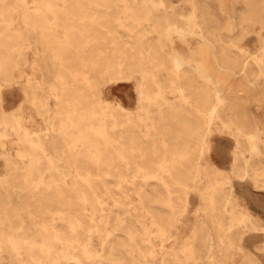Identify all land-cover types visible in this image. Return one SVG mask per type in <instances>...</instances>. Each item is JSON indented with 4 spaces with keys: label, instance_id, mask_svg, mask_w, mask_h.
<instances>
[{
    "label": "rangeland",
    "instance_id": "374dc122",
    "mask_svg": "<svg viewBox=\"0 0 264 264\" xmlns=\"http://www.w3.org/2000/svg\"><path fill=\"white\" fill-rule=\"evenodd\" d=\"M0 7V264H264V0Z\"/></svg>",
    "mask_w": 264,
    "mask_h": 264
},
{
    "label": "bare ground",
    "instance_id": "6f19581e",
    "mask_svg": "<svg viewBox=\"0 0 264 264\" xmlns=\"http://www.w3.org/2000/svg\"><path fill=\"white\" fill-rule=\"evenodd\" d=\"M100 1H102V2H104V3H107L109 0H100ZM1 8V7H0ZM109 14V13H108ZM95 27V26H94ZM90 31V30H89ZM93 31V30H92ZM95 32H96V34L98 33H100V31H99V29H97V30H95ZM48 36V35H47ZM139 37V36H138ZM74 38V37H73ZM72 38V39H73ZM76 38V37H75ZM77 38H78V36H77ZM74 41H76V42H78V39H75ZM84 41V40H83ZM86 42V41H85ZM126 44V43H125ZM138 44H139V41H138ZM81 45V44H80ZM81 47V46H80ZM86 49V48H85ZM95 51H97V50H95ZM95 51H93V52H95ZM85 52H87V51H85ZM93 52L91 53L92 54V56L94 55L93 54ZM140 54H142L143 52H139ZM144 56V55H143ZM117 57V56H116ZM141 57V56H140ZM118 59L119 60H116V58L115 57H113V58H111L110 60H109V62H108V68L110 69V71H114V70H111V69H113V68H115V67H117V66H119V67H121V66H124L123 64L126 62V60L128 59L127 57H126V52H122L121 54H120V56L118 57ZM153 59V58H152ZM151 59V60H152ZM129 60H130V58H129ZM153 62H154V60H152ZM128 62V61H127ZM133 62L131 61V64H132ZM127 64V63H126ZM147 64V63H146ZM175 64H176V66L177 67H181L182 66V63L179 61V60H175ZM12 66V65H11ZM126 67V66H125ZM130 68V65H129V67H128V69ZM125 70H123V71H128V70H126V68H124ZM115 72V71H114ZM234 72V71H233ZM9 76V75H8ZM1 79V78H0ZM2 80V79H1ZM3 81V80H2ZM215 112V111H214ZM75 114V113H74ZM209 119H208V122H209V124H210V122H211V116L210 117H208ZM207 119V118H206ZM207 122V123H208ZM185 124V122L183 123V125ZM82 128V127H81ZM187 129H189V128H185L184 130H187ZM194 130H195V132L199 135V137L200 136H202V134H203V131H202V127H196V128H193ZM181 131V130H180ZM183 132H185V131H183ZM183 134V133H182ZM178 135H180V134H178ZM187 143V142H186ZM185 143V144H186ZM184 144V145H185ZM188 144V143H187ZM177 146V145H176ZM181 147H183V146H181ZM186 147H188V146H186ZM174 148H175V146H174ZM174 148H173V150H174ZM179 148V146L177 147V149ZM184 149H185V147H183ZM183 148H181V149H183ZM176 149V148H175ZM181 149H178V151L180 152V150ZM181 150L183 153H184V151H186V154H188L190 151L189 150H187V149H185V150ZM187 151H189V152H187ZM179 152L178 153H176V154H179ZM182 154V153H181ZM181 154H179V155H181ZM183 155V154H182ZM160 162V161H159ZM158 162V163H159ZM161 162H164V164H165V161H161ZM161 164V163H160ZM163 165V164H162ZM162 165H161V167H162ZM85 166V165H84ZM83 166V167H84ZM160 166V165H159ZM166 166V165H165ZM163 167H164V165H163ZM170 167V166H169ZM156 168V167H155ZM158 169V168H157ZM160 169V168H159ZM159 171V170H158ZM162 171H165V170H162ZM162 171H161V173H162ZM80 172V171H79ZM93 174H94V172H93ZM100 175V174H99ZM88 179V178H87ZM94 195H96V194H94ZM85 196V195H84ZM97 196V195H96ZM95 196V197H96ZM87 198H88V196H86ZM85 198V197H84ZM86 198V199H87ZM95 199H97V197L95 198ZM94 199V200H95ZM85 200V199H84ZM96 203H97V201H95ZM99 202V201H98ZM100 203V202H99ZM98 203V206L99 205H101V203L99 204ZM72 221V220H71ZM75 222V221H74ZM76 223H78V222H76ZM75 225V224H74ZM163 258V257H162Z\"/></svg>",
    "mask_w": 264,
    "mask_h": 264
}]
</instances>
